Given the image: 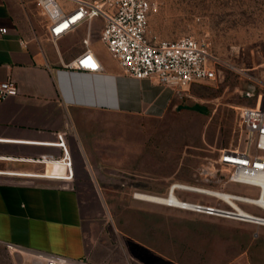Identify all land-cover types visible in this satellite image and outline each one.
<instances>
[{
    "label": "crops",
    "instance_id": "1",
    "mask_svg": "<svg viewBox=\"0 0 264 264\" xmlns=\"http://www.w3.org/2000/svg\"><path fill=\"white\" fill-rule=\"evenodd\" d=\"M55 2L66 13L76 6ZM102 28L103 20L93 19L51 42L39 0H0V83L10 79L17 88L0 101V264H26L7 245L89 264L128 261L124 234L115 229L113 236L110 229L101 184L113 175L99 167L112 157L98 150L106 140L97 133L108 124L96 116L160 119L180 96L154 80L127 76L100 41ZM86 50L100 71L70 67ZM58 136L71 161V179L50 177L66 174L55 162L63 158ZM258 235L264 243V231ZM137 247L149 256L143 264H177L143 243ZM258 251L242 252L226 264H264L256 260Z\"/></svg>",
    "mask_w": 264,
    "mask_h": 264
},
{
    "label": "rangeland",
    "instance_id": "2",
    "mask_svg": "<svg viewBox=\"0 0 264 264\" xmlns=\"http://www.w3.org/2000/svg\"><path fill=\"white\" fill-rule=\"evenodd\" d=\"M152 2L147 37L204 41L217 63L216 79L191 86L160 119L96 116L108 124L97 127V133L106 140L98 150L112 157L99 167L113 175L101 184L109 199L110 229L113 236L115 229L124 234L119 239L125 252L128 247V261L114 264L148 263V254L137 243L177 264H226L242 252L258 250L256 260L264 261L263 237L258 235L264 227L132 198L133 193L165 196L172 183L257 197L256 188L228 183V171L215 162L223 150L245 148L238 110L264 97V0ZM182 106L203 107L204 112ZM175 195L181 201L223 206L208 196ZM240 207L264 215L254 207ZM112 244L116 250L115 237Z\"/></svg>",
    "mask_w": 264,
    "mask_h": 264
},
{
    "label": "built area",
    "instance_id": "3",
    "mask_svg": "<svg viewBox=\"0 0 264 264\" xmlns=\"http://www.w3.org/2000/svg\"><path fill=\"white\" fill-rule=\"evenodd\" d=\"M42 16L47 23V33L51 42L70 32L76 26L100 18L103 28L100 41L110 57L120 66L123 72L134 79H151L157 84L172 88L181 97L191 86L209 83L216 79L217 63L209 46L204 41L183 37L175 41L149 39L147 28L149 15L153 9L152 0H71L76 2L70 12H62L55 0H39ZM5 30L1 29L0 33ZM75 70L97 72L101 68L89 50L79 55L71 64ZM17 93L12 80L0 83V101ZM260 97L252 107L238 110V121L245 139V148L221 151L215 165L228 171L227 182L256 188V198L228 193L229 200L236 203L232 207L222 199L210 195L203 187L172 183L165 196L175 192H185L215 198L223 203L208 205L199 202L181 201L168 205L162 202L152 204L175 208L206 216L248 223L264 227V215L251 214L240 205L254 207L264 214V100ZM62 149L63 158L57 163L63 164L65 175H51L54 179H71V161L64 146L62 136L56 143ZM39 161H46L45 157ZM205 174L209 170H203ZM162 196V195H161ZM132 198L143 201L138 193ZM145 202V201H144ZM8 249L22 255L26 264H89L85 260H71L50 253L30 251L7 245Z\"/></svg>",
    "mask_w": 264,
    "mask_h": 264
},
{
    "label": "bare ground",
    "instance_id": "4",
    "mask_svg": "<svg viewBox=\"0 0 264 264\" xmlns=\"http://www.w3.org/2000/svg\"><path fill=\"white\" fill-rule=\"evenodd\" d=\"M204 189V188H201ZM207 193L210 195L216 196L220 199H222L224 202L230 204L232 207L238 208V205L232 201L229 200V196L227 192L224 191H216V190H211V189H204ZM138 197L142 199L145 202H162L168 204V205H175L177 204V199L174 195L171 194V196L168 198L166 196H157V195H152V194H147V193H138Z\"/></svg>",
    "mask_w": 264,
    "mask_h": 264
},
{
    "label": "water",
    "instance_id": "5",
    "mask_svg": "<svg viewBox=\"0 0 264 264\" xmlns=\"http://www.w3.org/2000/svg\"><path fill=\"white\" fill-rule=\"evenodd\" d=\"M183 109H188V110H192V111H199V112H204V108L203 107H199V106H192V107H188V106H182Z\"/></svg>",
    "mask_w": 264,
    "mask_h": 264
}]
</instances>
